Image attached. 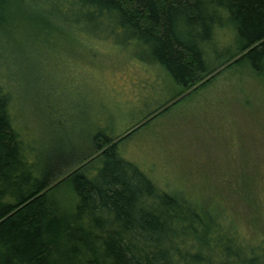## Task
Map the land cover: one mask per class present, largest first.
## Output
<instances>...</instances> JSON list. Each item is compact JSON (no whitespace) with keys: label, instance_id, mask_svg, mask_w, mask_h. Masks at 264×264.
Segmentation results:
<instances>
[{"label":"rangeland","instance_id":"rangeland-1","mask_svg":"<svg viewBox=\"0 0 264 264\" xmlns=\"http://www.w3.org/2000/svg\"><path fill=\"white\" fill-rule=\"evenodd\" d=\"M36 10L35 22L16 19L18 40L11 38L0 53L9 119L35 162L53 175L91 152L96 133L128 134L116 146L118 155L158 188L191 202L212 197L211 204L231 206L244 220L235 229L261 227L264 76L249 75L247 65L238 64L219 70L202 88L194 91L206 79L180 91L152 61L151 50L118 30L112 16L68 12L59 0ZM221 18L225 29L203 45L211 51L207 68L237 47L226 15ZM53 198L62 208L72 202L65 186Z\"/></svg>","mask_w":264,"mask_h":264},{"label":"trees","instance_id":"trees-1","mask_svg":"<svg viewBox=\"0 0 264 264\" xmlns=\"http://www.w3.org/2000/svg\"><path fill=\"white\" fill-rule=\"evenodd\" d=\"M47 1L0 0L1 54L11 38L18 40L17 21L35 22L36 7ZM59 1L68 12L115 18L116 28L150 49L180 91L206 79L194 91L202 88L219 70L238 64L264 76V0ZM222 13L237 47L207 68L211 51L203 45L225 29ZM2 73L0 66V82ZM9 100L0 84V264H264V215L260 228L247 223L236 231L244 220L231 206L161 190L118 155L116 146L128 134L96 133L91 152L52 175L13 130ZM63 186L72 202L62 208L53 194Z\"/></svg>","mask_w":264,"mask_h":264}]
</instances>
